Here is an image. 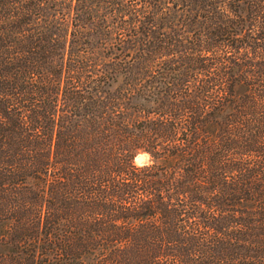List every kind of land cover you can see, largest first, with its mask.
I'll list each match as a JSON object with an SVG mask.
<instances>
[{"label": "trees", "instance_id": "trees-1", "mask_svg": "<svg viewBox=\"0 0 264 264\" xmlns=\"http://www.w3.org/2000/svg\"><path fill=\"white\" fill-rule=\"evenodd\" d=\"M0 264H264V0H0Z\"/></svg>", "mask_w": 264, "mask_h": 264}, {"label": "water", "instance_id": "water-1", "mask_svg": "<svg viewBox=\"0 0 264 264\" xmlns=\"http://www.w3.org/2000/svg\"><path fill=\"white\" fill-rule=\"evenodd\" d=\"M145 161H146V155H144V154L138 155L135 158V163H137V164H144Z\"/></svg>", "mask_w": 264, "mask_h": 264}, {"label": "rangeland", "instance_id": "rangeland-1", "mask_svg": "<svg viewBox=\"0 0 264 264\" xmlns=\"http://www.w3.org/2000/svg\"><path fill=\"white\" fill-rule=\"evenodd\" d=\"M139 155H141V154H139ZM144 155H146V154H144ZM136 158V157H135ZM148 161V156L146 155V161H145V163ZM134 162H135V159H134ZM135 164H137V163H135ZM137 165H142V164H137Z\"/></svg>", "mask_w": 264, "mask_h": 264}]
</instances>
